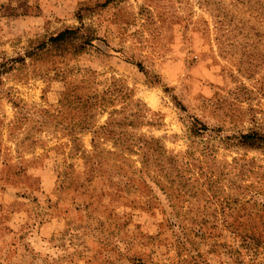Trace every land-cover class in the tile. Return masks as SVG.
Listing matches in <instances>:
<instances>
[{"label": "rangeland", "instance_id": "374dc122", "mask_svg": "<svg viewBox=\"0 0 264 264\" xmlns=\"http://www.w3.org/2000/svg\"><path fill=\"white\" fill-rule=\"evenodd\" d=\"M252 131L264 0H0V264H264Z\"/></svg>", "mask_w": 264, "mask_h": 264}, {"label": "trees", "instance_id": "16d2710c", "mask_svg": "<svg viewBox=\"0 0 264 264\" xmlns=\"http://www.w3.org/2000/svg\"><path fill=\"white\" fill-rule=\"evenodd\" d=\"M76 40H81L83 41L82 42L83 45H88L90 41H92V38L91 37L86 38L84 36H81L79 34V31L66 29L53 36H50L47 41L43 40L35 49L43 50L46 47H48V49L50 48L51 50H55L57 48H60L62 45L73 43ZM80 49H82V46L80 47ZM29 55L33 56L37 54L30 53ZM136 67L139 69L140 72H143V68L141 65L137 64ZM195 124L199 125V128H197L198 132L194 130L195 133L198 134L202 131L207 130V128L204 125H202L200 122H198L197 120H194V125ZM192 131H193V128H192ZM239 143L241 146L246 147V148L264 150V135H262L261 133L257 131H252L245 135H241L239 138Z\"/></svg>", "mask_w": 264, "mask_h": 264}]
</instances>
